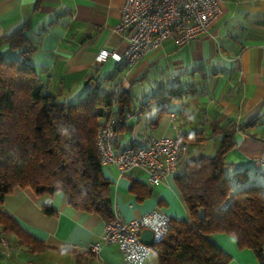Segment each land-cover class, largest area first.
Wrapping results in <instances>:
<instances>
[{"label":"crops","instance_id":"obj_1","mask_svg":"<svg viewBox=\"0 0 264 264\" xmlns=\"http://www.w3.org/2000/svg\"><path fill=\"white\" fill-rule=\"evenodd\" d=\"M125 0H0V55L19 59L21 48L11 51L4 38L27 24V61L50 93L59 91L72 101L115 77L104 91L117 92L118 102L110 119L119 122L120 96L124 126L116 146H147L160 137L180 138L203 134L202 143L188 144L185 158L213 156L222 139L210 135L212 126L239 127L235 146L225 155L233 177L240 174L244 186L264 188L259 177L264 166V0H218L220 16L208 32L181 47L170 41L131 64L125 59L97 62L101 50L122 55L126 39L115 31ZM86 82V84H85ZM186 91L180 99L179 91ZM111 182L113 210L126 221L153 210L171 219L186 220L187 208L175 186L174 174L157 187L145 176L131 172L120 176L114 168H102ZM132 184L137 185L131 190ZM42 205L55 213L46 215ZM0 209L44 245L40 251L6 236L0 244V264H124L116 245H103L105 221L95 212L73 209L68 196L56 192L37 196L31 189L15 188ZM230 260L228 264H262L250 250H239L233 237L213 236ZM101 243L98 254L86 247ZM264 259V252H262ZM145 264H158L150 255Z\"/></svg>","mask_w":264,"mask_h":264},{"label":"trees","instance_id":"obj_2","mask_svg":"<svg viewBox=\"0 0 264 264\" xmlns=\"http://www.w3.org/2000/svg\"><path fill=\"white\" fill-rule=\"evenodd\" d=\"M27 29L25 23L1 41L11 51L24 48L26 53L19 59L0 55V204L15 188H29L37 196L61 192L73 209L95 212L109 222L113 217L111 182L102 174L96 140L106 121L113 122L116 134L127 129L122 118L123 94L116 124L110 115L119 98L103 89L115 77L72 101L63 100L59 91L48 92L27 61L31 49ZM185 93L179 91L178 97L182 99ZM252 122L239 127L212 126L211 136L222 135L215 154L180 161L174 183L187 208V219H171L165 239L153 246L158 264H228L230 258L216 246L215 234L233 237L239 250L252 251L264 264V188L244 186L240 174L233 177L225 160L235 146L236 132ZM180 139L186 145L205 141L200 133ZM41 209L46 215L55 213L51 205ZM8 235L35 251L44 248L0 209V237Z\"/></svg>","mask_w":264,"mask_h":264},{"label":"built area","instance_id":"obj_3","mask_svg":"<svg viewBox=\"0 0 264 264\" xmlns=\"http://www.w3.org/2000/svg\"><path fill=\"white\" fill-rule=\"evenodd\" d=\"M220 13L218 0H125L115 31L126 39L127 48L122 55L101 50L96 61L125 59L133 64L158 50L166 41L181 47L207 33ZM118 95L117 89L116 97ZM116 140L113 122H104L96 140L101 167L114 168L120 176L142 173L146 183L153 187L160 186L166 177L175 174L187 154V145L180 138L160 137L144 147H117ZM254 165L262 167L264 160H257ZM259 177L264 179V172ZM170 221L162 210H153L129 221L113 210L112 219L104 223L101 243L116 245L124 264H145L150 255H155L153 246L165 239ZM145 229L153 232L152 246L140 241V234ZM101 243H91L86 250L98 254ZM0 244L7 247L4 237H0Z\"/></svg>","mask_w":264,"mask_h":264},{"label":"water","instance_id":"obj_4","mask_svg":"<svg viewBox=\"0 0 264 264\" xmlns=\"http://www.w3.org/2000/svg\"><path fill=\"white\" fill-rule=\"evenodd\" d=\"M86 84V82H85ZM97 89V86H94L92 88V92ZM140 241L147 246H152L153 245V232L149 229H145L141 232L140 234Z\"/></svg>","mask_w":264,"mask_h":264}]
</instances>
